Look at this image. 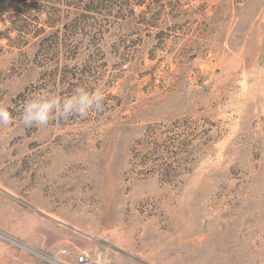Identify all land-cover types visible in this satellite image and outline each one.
<instances>
[{"label": "rangeland", "instance_id": "obj_1", "mask_svg": "<svg viewBox=\"0 0 264 264\" xmlns=\"http://www.w3.org/2000/svg\"><path fill=\"white\" fill-rule=\"evenodd\" d=\"M0 105V264H264V0H0Z\"/></svg>", "mask_w": 264, "mask_h": 264}, {"label": "clouds", "instance_id": "obj_2", "mask_svg": "<svg viewBox=\"0 0 264 264\" xmlns=\"http://www.w3.org/2000/svg\"><path fill=\"white\" fill-rule=\"evenodd\" d=\"M104 100L105 94L99 87L94 90L77 87L71 96L63 99L59 95L42 94L24 104L20 119L26 127H32L47 126L52 119L86 118L92 111L101 110ZM13 122L7 108L0 105V125L10 126Z\"/></svg>", "mask_w": 264, "mask_h": 264}, {"label": "built area", "instance_id": "obj_3", "mask_svg": "<svg viewBox=\"0 0 264 264\" xmlns=\"http://www.w3.org/2000/svg\"><path fill=\"white\" fill-rule=\"evenodd\" d=\"M75 264H94L86 255L76 257Z\"/></svg>", "mask_w": 264, "mask_h": 264}]
</instances>
